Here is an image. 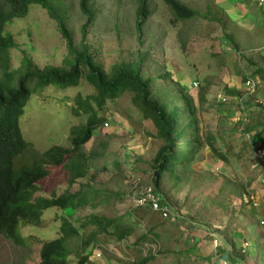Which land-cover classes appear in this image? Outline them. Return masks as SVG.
I'll use <instances>...</instances> for the list:
<instances>
[{"label": "rangeland", "instance_id": "rangeland-1", "mask_svg": "<svg viewBox=\"0 0 264 264\" xmlns=\"http://www.w3.org/2000/svg\"><path fill=\"white\" fill-rule=\"evenodd\" d=\"M178 1L201 16L175 21L163 0H151V17L138 32L136 0H92L97 18L86 38L91 56L107 73L120 63L145 59L143 74L151 82L153 97L171 109L179 108L181 127L196 120L193 125H197L198 136L205 145L192 164L179 167L181 182L170 176L162 180L159 195L181 215L177 224L171 220L163 222L158 215L152 217L148 209L135 210V197L154 188V161L164 141L156 138L152 122L143 119L132 102L133 93L127 91L103 109L94 102L98 117L106 121V126L100 127L84 150L88 155L100 154L94 164L98 169L85 163L88 177L72 188L76 192L82 185H90L107 201L78 212L46 211L44 223L36 231L23 227L24 236L40 237L32 246L18 245L0 234V264H41L42 244L61 237L56 218L63 214L80 229V237H88L96 230L82 227L92 215L122 217L134 229L130 242L115 241L101 232L96 235L98 242L86 249H79L81 238H76L70 246L74 249L71 264L78 263L77 253L91 255L89 264H129L135 259L130 248L141 231L149 235V240L137 250L144 257L155 256L148 264H210L215 257L213 235L220 237L232 260L264 264V202L260 209L256 202H250L258 196L264 201V177L243 139V133L250 130L264 134V78L257 74L264 67V4L260 0H226L235 8L230 13L220 0ZM50 4L80 47L81 28L87 20L79 0H50ZM6 34L16 43L10 52V68L17 69L27 57L40 70H69L73 58L68 56L56 21L41 7L33 6L26 18L14 20ZM249 76H258L260 87L248 100L251 118L249 125L242 127L234 121L231 103L244 97V78ZM194 83H198V88ZM78 95L86 99L96 92L83 80L76 88L48 87L33 96L23 119V131L41 153L53 146L71 148L72 128L86 124L88 119L87 115L76 116L74 112ZM186 95L195 103L193 115L185 110ZM201 96L205 97L204 103ZM221 97L229 98L230 104L221 103ZM209 143L227 162L212 153ZM69 179L70 173L61 169L53 181L43 184L46 195L54 191L64 194ZM155 227L159 239L152 237Z\"/></svg>", "mask_w": 264, "mask_h": 264}, {"label": "trees", "instance_id": "trees-1", "mask_svg": "<svg viewBox=\"0 0 264 264\" xmlns=\"http://www.w3.org/2000/svg\"><path fill=\"white\" fill-rule=\"evenodd\" d=\"M91 1L79 0L80 10L87 20L81 28L80 47L75 44L72 31L56 8L50 4V0H4L0 6V234L18 245L32 246L36 239H40L38 235L24 236L23 227H30L31 231H36L44 223L46 211L78 212L90 206L97 208L107 201L105 195L92 189L90 185H82L76 192L72 190L76 182L88 177L85 163L94 165L100 159V154L91 152L88 155L84 150L106 122L98 117L96 106L103 109L108 102L117 100L119 95L127 91L133 93L134 106L144 120L152 122L157 131L156 138L164 141L154 161L153 187L159 195H161L162 180L170 176L174 181L181 182L183 178L178 174L179 167L192 164L195 156L205 145L198 136L197 125H193L196 123L195 119L192 122L189 120L187 125L181 127L182 114L179 108L171 109L168 104L161 103L153 97L151 82L143 74L145 59H139L136 63H120L107 73L91 56L86 38L89 27L97 18L96 11L91 7ZM136 1L138 4L136 25L138 32H141L142 26L151 16L149 4L151 0ZM163 1L173 11L175 21L191 20L201 16L178 0ZM33 6L46 10L50 18L56 21L65 40L68 56L73 58L69 62L68 71L59 68L40 70L27 57L17 69L10 68V52L16 48V43L11 35L6 34V28L16 19L26 18ZM185 49L183 43L182 50ZM257 74L264 78V67L259 69ZM249 79L254 80V77ZM83 80L96 92V95L86 99L81 95L77 96L74 112L76 116L87 115L86 124L72 128L71 148L53 146L41 153L32 146L23 131V119L28 113L33 96H39L48 87L64 90L76 88ZM244 80L248 81V78ZM184 98L185 110L193 115L196 110L193 99L188 95ZM204 102L205 97L201 96V103ZM190 126L194 127L189 131ZM260 135L262 136L261 133ZM262 143L264 144V139ZM208 146L219 160L227 162L212 143ZM94 168L98 169L96 165ZM61 169L70 173L68 188L62 195H57L54 191L47 196L43 184L53 181ZM162 200L164 204H168L164 198ZM156 215L158 214L153 213L152 217ZM129 217L132 215L130 214ZM56 222L60 224L58 232L61 237L47 240L42 244L41 264H71L74 249H70V246L76 238H81L79 249H86L98 242L96 235L101 232L120 242L126 240L130 242L134 237L132 235L134 229L122 217L108 219L100 215H92L82 225L84 229L91 226L96 229L88 237H80V229L75 227L71 219L64 214L57 217ZM163 222L168 223L165 220ZM152 230H154L152 237L159 239L160 234L155 231L156 227ZM148 240L149 235L144 234L143 231L139 237L134 238L131 246L133 250L131 248L130 250L135 259L129 264H148L155 259L154 255L144 257L141 251L137 250L143 248L144 242ZM76 257L79 258L77 264L90 263L91 255L84 256L77 253Z\"/></svg>", "mask_w": 264, "mask_h": 264}, {"label": "built area", "instance_id": "built-area-1", "mask_svg": "<svg viewBox=\"0 0 264 264\" xmlns=\"http://www.w3.org/2000/svg\"><path fill=\"white\" fill-rule=\"evenodd\" d=\"M262 1L264 2V0ZM193 85L195 88H198V83H194ZM255 89V85L247 83V92L249 94L253 93ZM221 101L223 103L228 102L226 98H222ZM233 112L236 117L235 122L243 123L244 125L248 123V114L246 112V107L243 100L236 102V107L234 108ZM255 135V133H247L245 134V139L247 141H253L257 144L256 151L264 165V146L261 145L260 141H254L252 139ZM251 199L254 203L256 202L253 197ZM135 206L137 208L149 207L152 211L160 213L162 218L165 220L174 221L181 217L169 204L163 203L161 196H159V194H157L153 188L141 191V193L136 196ZM247 246H250V243H247ZM213 247L215 250V258L210 264H242L241 262L230 260L226 251L223 249L221 239L217 235H213Z\"/></svg>", "mask_w": 264, "mask_h": 264}, {"label": "clouds", "instance_id": "clouds-1", "mask_svg": "<svg viewBox=\"0 0 264 264\" xmlns=\"http://www.w3.org/2000/svg\"><path fill=\"white\" fill-rule=\"evenodd\" d=\"M151 2V1H150ZM150 2H149V4H150ZM220 2H223V0H220ZM260 3L261 4H264V2L262 1V0H260ZM166 4V3H165ZM182 4V3H181ZM167 5V4H166ZM184 5V4H183ZM168 6V5H167ZM186 6V5H185ZM169 7V6H168ZM187 7V6H186ZM189 8V7H188ZM171 9V8H170ZM190 9V8H189ZM192 10V9H191ZM194 11V10H193ZM173 12V11H172ZM174 14V13H173ZM151 17V16H150ZM175 19H176V17H175ZM175 24H176V22H175ZM248 78V81L246 82V85H245V91H244V97H241V98H238V99H236V100H234V102L233 103H231V104H233V109H232V113H233V115H234V112H233V110H234V108L236 107V102H238L239 100H243L244 101V105H245V107H246V112H247V114H248V123L247 124H243V123H237V122H235L236 124H239L240 126H242V127H247V125H249V121H250V118H251V111L249 110V108L247 107V104H248V100H249V98H250V96H252L253 94H255L256 93V90H258L259 89V83H260V79L258 78V76H255L254 77V80H250L249 78H250V76L249 77H247ZM247 83H250V84H252V85H255V91L253 92V93H251V94H249L248 92H247ZM222 98H226L227 100H228V102L227 103H223L222 101H220L221 103H223V104H230V99L229 98H227V97H221V99ZM220 99V100H221ZM235 115H234V121H235ZM106 124V123H105ZM105 126V125H104ZM245 132V131H244ZM247 133H255V132H253V131H251V132H248V131H246L245 133H243V139H244V141L246 142V144H247V146H248V149H249V151L253 154V156L256 158V162H257V165L260 167V169H261V175L264 177V165H263V163H262V161H261V159H260V157L258 156V154H257V151H256V147H257V144L256 143H254L253 141H247L246 139H245V134H247ZM256 135L252 138L254 141L255 140H257V141H260V143H261V145L262 146H264V144L262 143V141H263V139H264V134H262V136L260 135V133H255ZM259 137H258V136ZM154 189V188H153ZM155 191V190H154ZM158 194V193H157ZM254 198V197H253ZM135 199H136V197H135ZM135 199H134V207H135V209H138V210H144V209H149L152 213H155V214H158V215H160V217L162 218V216H161V214L160 213H158V212H154V211H152L149 207H144V208H137L136 206H135ZM255 199V201H256V203L258 204V206H259V209L261 208L260 207V200H259V196L257 197V198H254ZM252 200V199H251ZM250 200V202H252V203H254L253 201H251ZM180 215V214H179ZM181 216V215H180ZM181 218V217H180ZM179 218V219H180ZM163 219V218H162ZM178 219V220H179ZM163 220H165V219H163ZM178 220H174L173 222L175 223V224H177V221ZM213 238V237H212ZM220 238V237H219ZM222 241V240H221ZM227 253V252H226ZM227 255L229 256V253H227ZM215 258V257H214ZM230 258V257H229ZM214 260V259H213ZM230 260H232L231 258H230ZM95 261V260H94ZM233 261H237V260H233ZM90 262H91V260H90ZM237 262H239V261H237Z\"/></svg>", "mask_w": 264, "mask_h": 264}, {"label": "crops", "instance_id": "crops-1", "mask_svg": "<svg viewBox=\"0 0 264 264\" xmlns=\"http://www.w3.org/2000/svg\"><path fill=\"white\" fill-rule=\"evenodd\" d=\"M221 4H222V6H223L227 11H229L230 13L235 12L234 5H233V4H230L228 1L223 0V3H221ZM225 4H226V7H225ZM236 10L239 11V10H240L239 7H237ZM255 133H257V132H255ZM261 197H262V195H261ZM259 198H260V197H259ZM263 199H264V198H263ZM259 200H260V199H259ZM263 202H264V201L261 202V200H260V207H262ZM104 261H105V262H108V261H106V260H104Z\"/></svg>", "mask_w": 264, "mask_h": 264}]
</instances>
